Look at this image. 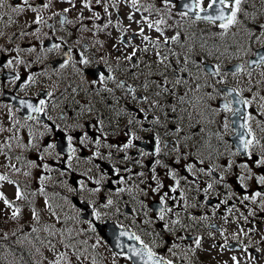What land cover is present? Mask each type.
<instances>
[{
    "label": "snow or ice",
    "instance_id": "snow-or-ice-1",
    "mask_svg": "<svg viewBox=\"0 0 264 264\" xmlns=\"http://www.w3.org/2000/svg\"><path fill=\"white\" fill-rule=\"evenodd\" d=\"M57 3L68 6L53 11L51 16L45 18L43 13L51 11ZM247 4L248 0H207L206 6L205 0H13L11 4L9 0H0V24L6 27L16 23L12 14L23 16L24 23L30 30L22 28L19 36H33L39 40L45 59L48 53H59L57 62L50 65L53 74L62 73L69 67L73 68L84 77V82L89 84V88L84 92L99 96L109 108H113L112 101L119 105L123 100L125 107L120 111L126 110L129 97L139 105L129 112L123 129V135L126 137L123 142H108V133L103 131V119H98L92 124L94 128L99 126L101 135L93 138L85 131L79 139L80 145L95 147L87 158L88 163L105 158L111 160L114 156L113 149L123 153L124 161L141 164L142 167V158L156 157L149 168V179L154 182V186L153 183H148L147 189L140 187L145 183V180L141 179L135 187L145 195L150 190L159 196L158 207L148 210L153 211L154 216L148 217V212H145L144 215L148 218L144 223L151 225L157 220L163 221L162 231L148 233L150 236L154 235V239L145 242L136 232L120 225L121 230L114 235L115 247L121 251L113 252L112 264H116L117 257L128 260L130 264H176L177 260H180L181 264H194L188 253L195 255L197 250H203L204 236H193L190 233L201 224L207 227L209 238L215 241L216 234L223 238L222 243H213L211 248L242 254L231 255L223 264H244L245 259L252 264H264V228L260 226V222L264 221V215H261L264 213V136L258 137L256 134L257 130L264 133V119H260L264 117V95L254 92L252 87H218L226 85L225 77L229 75L235 78L243 72H247L248 76L252 73L243 64L226 69L220 63L209 64L206 59L194 56L195 34H188L186 37L184 34L185 20L191 23L203 21L218 28L219 32L212 33V37L218 36L223 42V51L215 44L208 47L207 39L203 37L199 45L201 50L208 47L205 55L213 56L216 60L232 47L227 38L230 32L233 37L238 35L232 31L237 25H245L244 31L249 40H264V23L256 24L252 28L247 27L245 23L250 15ZM6 7L10 12L3 11ZM122 9H127L124 15H121ZM174 10L181 19L169 23ZM73 11L76 15L70 19ZM85 12L90 15L85 16ZM28 13L32 14L31 17H28ZM5 16L7 22L4 20ZM53 18H56L61 30H66V26L72 25L81 33L87 32L93 36L103 33L105 39L97 38L91 41V50L83 37L76 39L72 45L62 36L55 37L59 43L52 42L50 47H44V41L41 39L42 27L47 26L54 36L57 29L54 24L49 23ZM125 19L129 23L125 24ZM133 24L136 28L132 27ZM257 30L259 35L256 34ZM15 35L9 37V43ZM4 36L5 32L0 31V37ZM43 36L53 39L49 33H43ZM237 45V52L247 51L239 41ZM177 48L183 51L178 52ZM0 51L8 52L9 48L3 47ZM11 51L16 55L7 59L3 64L4 68L11 69L14 64H26L28 69L32 68V63L24 61L21 54L36 52L35 44H29L26 48L17 45ZM98 52L105 54L97 56ZM40 61L41 57L37 56L36 62ZM154 65L158 66L155 72ZM251 65L264 66V54H258L256 60L248 62V66ZM90 68L93 69L91 73L88 71ZM120 71L124 72L125 78L118 77ZM38 75H48V72H29L20 87L35 84ZM89 75L92 79L88 78ZM11 79L15 83L21 80V76L17 74ZM261 83L264 82L257 81L258 85ZM181 88L184 90L181 91ZM118 91L120 94H117ZM245 91L252 95H245ZM79 92V84L73 86L69 83L61 96L67 99L71 94L73 102L79 106L81 112L92 113L95 110L93 101L76 99ZM109 97L112 99L109 100ZM216 98H221L223 102L214 107L210 102ZM52 99L54 92L45 91L44 98L39 99L38 103L21 100V107L28 110L24 122L15 119L9 107L8 119L12 121L11 126L5 127L0 123V136L10 133L0 139V157H3L0 168L6 169L0 171L3 222L19 223V227L11 232L0 227V259L7 261V264H83L91 255L89 248L96 249L101 243L100 239H97L96 243L89 245L87 240L80 238L86 231H97L95 221L102 217L98 209L113 208L117 204L114 196L124 192L132 193L133 187L129 186L128 181L133 176L145 177L144 172H134L127 166H113L111 173L116 179L108 176L107 182L115 187L105 192L106 183H102L105 181V172L97 163L95 167L100 173L99 178L93 179L92 168H88L80 174L82 178L74 182L75 186L68 187V191L77 196L87 193V198L81 200L80 206L73 205L76 215L62 216L63 206L56 203V200L59 198L67 202L68 197L60 193L50 195L48 186L53 180L52 173H58L63 178L70 177L75 171L73 161L79 162L81 159L76 156L77 148L73 145L75 138L72 135L65 136V159V152L58 150L55 142L39 144L36 131L28 124V121H35L43 125L45 132L53 131L54 122L50 125L39 117L41 113L46 115V105ZM254 104L257 106L255 109ZM19 110L16 109L17 112ZM222 113H227L223 116L221 127L231 132L234 138L231 145L223 141L220 131H212L207 127L218 124L216 117ZM63 118L61 113V119ZM149 124L158 126L163 132V135L156 132L150 137L153 142L150 152L137 143L145 138L137 135L135 130V126L139 125L141 131L150 132L152 129L146 127ZM185 125L188 127L187 133ZM25 127L28 129L26 140L21 131ZM44 134L39 133L40 136ZM213 138L218 141L217 144L212 143ZM221 142L226 145L227 155L220 151ZM257 148L260 149L259 153L256 152ZM131 149L137 150V156L130 155ZM16 150H19V155ZM32 150L36 152L35 159L25 155ZM53 154L56 159L49 163L48 158ZM173 154L171 164L161 159ZM236 157L243 159L238 161ZM172 164H179L183 174ZM161 167L164 169V177L170 180L171 184L165 185L164 178L158 171ZM33 170H38L39 174H35ZM122 172L127 175H121ZM21 175L25 180L14 178ZM29 182L34 186H30ZM55 182L62 184L65 181ZM233 182L241 191L236 190ZM5 184L15 188L12 199L3 191ZM192 192L198 193L199 196L190 200L189 194ZM38 197H43L42 208L36 206ZM213 199L216 200L214 204ZM139 203L141 209L147 207L143 200ZM201 206L211 209V216L207 211L203 214L191 211ZM25 209H28L30 214L27 228L22 221ZM181 210L187 219L192 221V225L184 223ZM132 211L135 213L137 210ZM115 212H121L118 206L115 207ZM89 213L92 220L85 219ZM217 214H220L222 224L228 227L212 222V217ZM80 220L87 223L89 229L77 230L69 226ZM233 225L236 226L235 231L229 235V229ZM141 231L143 232V229ZM164 233L170 234L172 239L166 240ZM254 234L258 235L259 239L253 242ZM125 237L134 243H125L122 240ZM182 247L185 250L183 255L179 252ZM169 255L173 258H169ZM9 256L12 257L11 260H8ZM90 264L101 262L98 257L92 256Z\"/></svg>",
    "mask_w": 264,
    "mask_h": 264
},
{
    "label": "flooded vegetation",
    "instance_id": "flooded-vegetation-1",
    "mask_svg": "<svg viewBox=\"0 0 264 264\" xmlns=\"http://www.w3.org/2000/svg\"><path fill=\"white\" fill-rule=\"evenodd\" d=\"M9 3H13V0H9ZM207 0H205V6H206ZM68 5L63 3H57L56 6L51 11H45L43 14L45 18L51 16V13L53 11H58L63 7H66ZM4 12H10V9L7 7L3 10ZM124 11H121V15H124ZM28 17H31V13L27 14ZM76 12L73 11L69 18L75 17ZM90 13L85 12V16H89ZM13 20L16 21L14 24H8L6 27L3 24H0V31L5 32L4 37H0V48L7 47L9 48L8 52L0 51V106H4L5 110L9 114V107L11 108V112L14 114L15 117L19 116V113L16 111L18 107L12 106L10 102L4 101L2 99L3 92H7V94H12L21 98H24L26 101L30 103H38L39 99L44 98V92L45 91H53L54 92V99H52L47 105H46V115L44 113H41L40 115L47 119V121H43L44 123L53 125V131L51 132H45V129L43 128L42 124H37L35 121H28V124H30L34 131L37 133L38 140L37 142L41 145L55 142L58 146V150L65 152V159L67 156V142L65 139L66 134L72 135L75 139L73 141L74 147L77 148L76 156L80 157L81 159L79 162L73 161L75 171L71 174L70 177H63L61 178L58 173H52V182L54 188V194L60 193L62 196L68 197V201H62L59 198H57V203L61 204L63 206V215L68 216H75L76 210L74 209L73 205L80 206V202L82 199L87 198V193H82L80 196H77L75 193L69 192L68 187L75 186V181L82 178L80 176L81 173L85 172L86 169L92 168V177L93 179L99 178L100 173L97 171L95 165L97 163L100 164L101 168L105 172V181L102 183H106V187L104 188L105 192H108L110 189L114 188L115 185L108 183L107 178L108 176H112L111 169L113 166H118L120 168H124L127 166L128 168L133 169L134 172H144L145 177H137L133 176L131 180L128 181L129 186L133 187L132 193L124 192L121 193L119 196H114L113 199L117 201V204L113 206L111 209L100 207L98 210L102 213V217L100 220L95 221V227L96 229L99 227L100 230L105 231L107 228V225L109 226H117L120 228V225H123L125 228L130 229L131 231L136 232L138 235L141 236L142 239L145 240V242H150L154 239V235H148V233L154 232H161L163 221H156L154 224H145L144 221L151 216H154L153 211H148L149 209H156L158 207V201L159 196L156 194H153L148 191V194L145 195L144 192H140L138 188L135 187L137 183L141 179L145 180L144 184H141L140 187L147 189L148 183L154 182L150 181L149 177L151 176V173L149 172V168L152 166V162L156 159V157H144L142 158L143 167L141 164H133L128 161H124L122 159L123 153L117 152L115 149H113L114 156L111 160L105 158L104 160H94L92 163L87 162V158L91 156L92 151L95 150V147L92 145L89 146H82L79 143L80 136L87 131L89 135L93 138L96 136L101 135V132L97 128H94L92 126L93 122L97 121L98 119L104 120V129L103 131L108 133V142H114V143H121L123 140L126 139L123 135V129L124 126L129 118V112L134 111L136 107H139V105L135 104L131 101L130 97L128 98L126 110L120 111L121 108H124V102L123 100L119 105L115 103V101H112L113 108H109L105 101L102 100L99 96L86 94L84 92L85 89L89 88V84L84 82V77L80 75L79 73L75 72V70L71 67L66 68L63 70L62 73L53 74L50 68V65H53L57 62L59 53L52 52L47 54V59L44 58V53L41 51V45L40 41L36 40L33 36L28 37H20L19 31L24 28L27 29L25 23H24V17H17L16 14H12ZM113 18L115 19V13H113ZM181 18L175 13V10L173 12L172 20L169 21V23H174L175 21H179ZM5 22H7V16L4 17ZM49 23H52L55 25L57 31L55 32L54 36L52 33L49 32V29L47 26L42 27V33H41V39L44 41V47H50L52 42L59 43L60 41L58 39H55V37H64L65 39L69 40L70 45L75 43L76 39H79L81 37L84 38L85 42H88L90 45L91 50V41L99 38L104 40L105 34L101 33L98 34V36H93L91 33H81L76 28H73L72 25L66 26V30H61L59 24L56 21V18H53L49 21ZM124 23H129L126 19L124 20ZM133 28H136V25H132ZM233 32H236L234 29H232ZM219 29L214 27L213 25H209L206 22L198 21L196 23H191V21L185 20L184 21V34L185 37L188 34H195V53L194 56H198L201 59H206L207 63L214 64V63H220L224 68L228 69V65L231 63H234L236 61L235 57V51L237 47V38L233 37L231 32L229 33V36L227 38L228 43L232 45V47L229 48L228 52L225 53V55L221 56L219 60H216L213 56H206L205 54L208 51V47H211L213 44L220 47L221 51L224 50V44L219 39V37H212V33H218ZM43 33H49V36H53V39H49L48 37L43 36ZM69 33L71 35L69 36ZM13 34L15 35V38L9 43V37H12ZM169 34H171V30H169ZM154 35V33H152ZM201 37L204 39H207L208 47L201 50L199 45L201 43ZM108 42L107 40L105 41ZM264 43V40H263ZM29 44H35L37 46V51L31 54L28 53H22L21 58L26 61L32 63V68L28 69L26 64L24 65H13L11 69L4 68L3 64L7 61V59L13 58V56L16 55L15 52L11 51V49H15L17 45H20L22 47H27ZM178 52H182V49L177 48ZM105 54L104 52H98L97 56ZM113 55L115 53L113 52ZM219 55V53H217ZM37 56L41 57L40 62H36ZM173 62H175V57H173ZM241 64H243L241 62ZM158 66H153V71H157ZM248 71H251V69H247ZM41 71H47L48 75H38L36 77V83L31 84L29 86H26L24 88H21L20 85L23 83V80L27 78V75L29 72L31 73H39ZM89 73L93 71V69H88ZM145 71H147L145 69ZM193 72L195 70L193 69ZM264 72V67H263ZM19 74L21 76V80L16 81L15 83L12 82L11 77ZM61 76L63 79L61 80ZM119 78H125V74L123 71L118 72ZM89 79H92V77L89 75ZM226 85H219L218 87H238V88H244L252 87L254 92L260 93L261 95H264V83L257 84V81L264 82V77L261 79H256L251 76L247 75V72H243L239 74L237 77H232L231 75L225 77ZM129 82H131V79L129 78ZM71 83L73 86L79 84L80 86V92L78 95H76V99L87 101L92 100L95 105V110L92 113H86L81 112L78 105H76L72 100V95L69 94L67 99H65L64 96H61V93L64 92L67 85ZM111 86V85H110ZM184 89L181 88V91ZM95 91V86L93 87V93ZM117 94H120L119 91ZM245 95L251 96V93H248L245 91ZM112 98L109 97V100ZM223 101L221 98L213 99L210 103L215 107L221 104ZM257 106L254 104L253 109H255ZM117 112H119V115H117ZM2 114V110L0 111ZM61 113H63L64 118L61 119ZM227 115V113H222L219 117H216V119L219 121L218 124H212L207 125V127L211 128L212 131H220L223 137V141H226L228 145L232 144L233 136L230 131H225L221 125L223 123V116ZM49 117L51 119H49ZM22 121L24 122L25 117H21ZM260 119H264V117H261ZM117 121H119V124H117ZM55 125H59V127H55ZM79 125H85L84 127H79ZM205 126V125H202ZM146 127H149L152 129L150 132H144L141 131L139 128V125L135 126V130L137 132V135L143 136L145 139L142 141H137V143L142 147L145 151H151L153 148V142L151 141L150 137L154 135L156 132H160L161 135H163L162 130L155 125H146ZM253 127H255V124H253ZM23 132V138L26 140L28 137V129L25 127L22 129ZM44 132L45 134L43 136H40L39 133ZM188 132V127L185 125V133ZM256 134L258 137L264 136V133H260L259 130L256 131ZM168 137H165L167 139ZM213 144H217L218 141L213 138L212 140ZM234 150V149H233ZM107 151V150H105ZM167 151V150H166ZM220 151L222 153H225L227 155L226 151V145L224 143H220ZM130 155L137 156V150L131 149L129 150ZM256 152L259 153L260 149L257 148ZM25 155H29L30 158L35 159L36 158V152L35 150H32L31 153H25ZM173 156H163L161 159L164 160L165 163H172ZM139 158V157H137ZM56 159L55 154L53 156L48 158L49 163H53V161ZM236 159L242 160V157H236ZM173 167L180 170V172L183 174V169L180 167L179 164H172ZM62 167V165H61ZM158 171L162 178H164L165 185L171 184V181L168 180L166 177H164V169L158 168ZM37 170V175H38ZM121 175H127L125 173H121ZM112 179H116L115 176H112ZM57 180H64L65 182L62 184H58L55 181ZM124 185H121L123 187ZM233 186L236 188V190L239 192L241 189L238 185H235L233 182ZM166 190V189H165ZM215 195V194H213ZM199 196L198 193L192 192L189 194V199L191 200L192 197ZM135 197V199L133 198ZM223 198V197H221ZM143 200L144 204L147 206L146 208L141 209L139 201ZM194 202V201H193ZM216 203V200L213 199V204ZM119 207L121 212L116 213L115 207ZM133 209H136L137 211L133 213ZM196 214H203L204 212H208V214L211 216V209H205L203 206H201L198 209L191 210ZM145 212H148V217L144 215ZM223 208L220 210V213L222 214ZM126 214V215H125ZM261 215H264L262 213ZM181 216L186 225H192V221L187 219V216L185 213L181 210ZM86 220H92L91 214L86 215ZM135 221V223L133 222ZM212 222L220 224L223 227H228L227 225H223L222 221L220 220V214H217L216 216L212 217ZM75 224H79L86 229H89V225L85 223L83 220L74 222ZM260 226L264 228V221L260 222ZM235 225H233L229 229V235L232 231H235ZM143 229V232L141 231ZM89 233H93L92 231H88ZM96 233V232H95ZM264 234V233H262ZM190 235H202L204 236L203 241V250H197L196 254L193 255L191 252L188 253V256L191 258V260L194 262V264H223L224 261H228L229 257L233 254H240L238 252H229L224 251L221 252L219 248H211V245L213 243H222L223 238L219 237L218 234H216V240L209 238L208 236V229L204 226V224H201L199 227L195 229L194 232H191ZM164 238L166 240H171L172 236L168 233H164ZM259 239V236L254 234L252 236L253 242ZM247 242V241H245ZM179 243V241H178ZM234 243V242H232ZM163 251V249H161ZM184 248L182 247L179 252L181 255L184 253ZM242 255V254H240ZM169 258H173L169 255ZM242 259L244 257L242 256ZM176 264H181L180 260L176 261ZM244 264H252L251 261L244 260Z\"/></svg>",
    "mask_w": 264,
    "mask_h": 264
},
{
    "label": "rangeland",
    "instance_id": "rangeland-1",
    "mask_svg": "<svg viewBox=\"0 0 264 264\" xmlns=\"http://www.w3.org/2000/svg\"><path fill=\"white\" fill-rule=\"evenodd\" d=\"M248 2L251 5V11H249V7L246 5L248 12L250 13L249 17L247 18V21L245 23L248 22L247 27L252 28L254 27L256 24L259 23H264V0H248ZM122 11L126 12L127 9H122ZM245 25L241 24V25H237L236 28H234V30H236V32L238 33V35H242V38L244 40V38L248 37L247 34L244 31ZM257 35H259V31L257 30ZM254 39V38H253ZM258 41H256L254 39V45H256ZM260 45V43H257V46ZM251 77L256 78V79H261L263 77L262 71L261 69L258 71H253ZM30 186H32L30 184ZM3 191L5 192L6 195H8L10 198L14 197V193H15V188L12 185H8L5 184L3 187ZM42 201V199H41ZM36 206H39V208L43 207V204L41 203H37ZM27 217H30L29 214V210L25 209L24 211V215L22 217V219H25ZM47 217H45L46 219ZM30 221V218L29 220ZM19 225H14L12 227V230L18 228ZM96 243V242H93ZM97 252H100L102 257H98L99 260H101V264H112L113 262V252L110 250H108L103 244H99V246L96 248ZM6 255V253L4 254ZM90 264V263H89ZM116 264H128V261L122 257H117L116 259Z\"/></svg>",
    "mask_w": 264,
    "mask_h": 264
},
{
    "label": "water",
    "instance_id": "water-1",
    "mask_svg": "<svg viewBox=\"0 0 264 264\" xmlns=\"http://www.w3.org/2000/svg\"><path fill=\"white\" fill-rule=\"evenodd\" d=\"M258 54H264V49L263 48L256 49L254 55L251 56V57H249L248 62H251V61L256 60L258 58ZM253 66H255V65H251V67H253ZM13 103L20 104V102L18 100H13ZM103 238L112 246V248L115 251H117V252L121 251V249H117L115 247V235H111V234L110 235H104ZM122 240L125 243H128V240H127L126 237L125 238H122ZM129 244H131V243H129ZM124 251H126V249H124Z\"/></svg>",
    "mask_w": 264,
    "mask_h": 264
},
{
    "label": "trees",
    "instance_id": "trees-1",
    "mask_svg": "<svg viewBox=\"0 0 264 264\" xmlns=\"http://www.w3.org/2000/svg\"><path fill=\"white\" fill-rule=\"evenodd\" d=\"M3 218H4V214H3L2 209H0V227L5 228V230L7 231V229H6V224L3 222ZM11 259H12V257H11V258L8 257V260H11ZM0 262H1L2 264H7V261L2 260V259H0Z\"/></svg>",
    "mask_w": 264,
    "mask_h": 264
},
{
    "label": "bare ground",
    "instance_id": "bare-ground-1",
    "mask_svg": "<svg viewBox=\"0 0 264 264\" xmlns=\"http://www.w3.org/2000/svg\"><path fill=\"white\" fill-rule=\"evenodd\" d=\"M10 257V256H9Z\"/></svg>",
    "mask_w": 264,
    "mask_h": 264
}]
</instances>
